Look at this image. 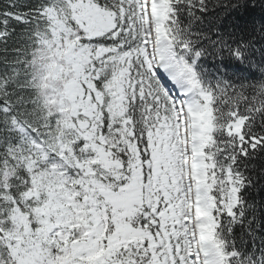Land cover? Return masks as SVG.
Wrapping results in <instances>:
<instances>
[{
  "label": "rangeland",
  "instance_id": "1",
  "mask_svg": "<svg viewBox=\"0 0 264 264\" xmlns=\"http://www.w3.org/2000/svg\"><path fill=\"white\" fill-rule=\"evenodd\" d=\"M120 1L129 17L127 21L133 23L128 25L129 31H120L116 15H100L93 0H52L44 12L49 36L41 40L42 47L34 56L36 85L52 118L48 139L68 138L69 155L63 154L64 144L60 153L67 161L73 160L68 163L72 173L52 169L49 186L44 189L46 198L40 196L38 182L33 180L34 187L26 197L35 198L38 204L30 214L17 208L11 210L12 222L3 231L1 242L15 264H59L57 249L67 242L71 231L79 226V236L85 233L84 212L74 195L76 189H71L75 177L88 194L91 226L87 239L74 244L73 255L63 254L62 264H219L210 240L218 215L213 213L215 204L204 190L202 173L204 137L200 122L204 108L161 35V0H151V16L146 15L142 0ZM68 6L79 29L81 22L95 24L88 33L84 31L88 43L79 42L81 36L67 22ZM148 19L154 25L152 37ZM99 25L104 31L97 30ZM102 35L108 42L122 36L123 48L96 43ZM147 38L153 39L154 46L147 43ZM158 55H163L178 75L182 114L189 121L186 132L177 124L172 106V116H161L156 97L161 82L154 80L153 74L148 75L149 61H155ZM152 103L155 106L150 111L147 104ZM132 104L135 111L143 108L150 115L145 122L147 147L142 152L137 150L131 133L135 124L131 119ZM69 117L76 134L88 143L68 129ZM138 117L144 118L142 109ZM186 137L188 149L182 146ZM90 148H95L98 157ZM113 148L127 157L128 170H122ZM141 156L148 158L145 165ZM103 168L107 175L97 172ZM189 172L194 177L191 182L185 177ZM86 175L88 180L84 179ZM200 189L209 201L204 233L199 226L201 206L198 204L197 219H192L187 209L190 199L197 203ZM232 204L231 192L228 208ZM134 219L136 228L130 224ZM110 220L113 227L109 246H103L102 236ZM139 221L147 227L139 226ZM198 236L206 241L205 248H195L193 240ZM202 249L206 255L201 257Z\"/></svg>",
  "mask_w": 264,
  "mask_h": 264
},
{
  "label": "trees",
  "instance_id": "2",
  "mask_svg": "<svg viewBox=\"0 0 264 264\" xmlns=\"http://www.w3.org/2000/svg\"><path fill=\"white\" fill-rule=\"evenodd\" d=\"M162 2L165 35L214 115L217 137L205 147L204 159L217 203L226 200L225 172L233 177L235 203L221 213L215 242L226 264H264V0ZM49 5V0H0V240L12 209L30 214L38 204L26 197L34 187L30 163L42 150L54 161L57 149L55 141L48 142L52 118L32 69L38 40L47 33L43 12ZM130 110L140 132L141 109ZM238 119V130L231 131ZM77 198L84 202L81 192ZM0 264H14L1 241Z\"/></svg>",
  "mask_w": 264,
  "mask_h": 264
},
{
  "label": "bare ground",
  "instance_id": "3",
  "mask_svg": "<svg viewBox=\"0 0 264 264\" xmlns=\"http://www.w3.org/2000/svg\"><path fill=\"white\" fill-rule=\"evenodd\" d=\"M149 5H150V7H149V9H150V11H149V13H151V15L153 14V12H154V7H153V5L151 4V3H149ZM147 14V13H146ZM104 29H105V26H104ZM147 43H149V44H151L150 42H147ZM161 58H163L162 59V64L164 65V68L165 69H167V70H170V66H169V64L167 63L168 61H166L165 62V60H164V57H163V55H161ZM170 74L172 73V72H169ZM182 126H185V123H183L182 124ZM187 126H189V123L187 122ZM196 199H197V203L192 199V200H190V203H187V208H188V206L191 208V210H192V212H193V214H194V219H197V217H196V214H197V208H198V204L201 206V210H200V219H199V226H200V230H201V232L202 233H204L205 231H206V229H205V227H204V218L208 215V209H209V201H208V199H207V197L202 193V189H200L198 192H197V194H196ZM189 209V208H188ZM189 211H190V209H189ZM206 224V223H205ZM207 234V233H206ZM197 236V235H196ZM205 237V236H204ZM197 239H198V241L196 242V244H194V246H195V248L196 249H198L197 247H196V245L198 244L199 245V247L200 246H204V245H206L207 243H206V241H203L202 239V237L200 238L199 236L197 237ZM206 239H207V237H206ZM209 239V238H208ZM211 240V239H210ZM212 243V242H211ZM210 244V243H209ZM212 246V245H211ZM214 247V246H213ZM209 249H211V247H209ZM215 249V248H214ZM212 252V251H211ZM202 256H204V255H202ZM213 256V255H212ZM216 256L218 257V254H216ZM219 258V257H218ZM211 264V263H210Z\"/></svg>",
  "mask_w": 264,
  "mask_h": 264
}]
</instances>
